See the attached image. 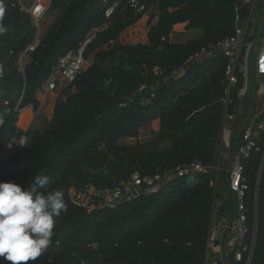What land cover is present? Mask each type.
I'll return each instance as SVG.
<instances>
[{"label":"trees","instance_id":"16d2710c","mask_svg":"<svg viewBox=\"0 0 264 264\" xmlns=\"http://www.w3.org/2000/svg\"><path fill=\"white\" fill-rule=\"evenodd\" d=\"M108 1L51 0L48 12L56 18L21 67L20 56L37 39L38 28L20 0H4L8 31L0 36V111L7 114L0 127V182L27 189L37 175H46L49 183L41 191L61 190L68 206L56 218L49 252L27 264H203L217 202L224 215L234 210L226 171L230 161L223 154L238 153L242 133L236 125L229 148L223 146L225 59L195 64L192 59L234 34L239 0H150L156 22L152 17L147 42L139 44H122L120 38L144 16L123 0L106 19ZM179 24L201 35L171 42ZM94 29L100 31L85 51L93 62L72 86L60 90L46 126L22 134L28 137L22 147L15 141L20 111L29 106L39 111L37 93L59 59L77 50ZM155 67L163 74L155 75ZM155 121L160 122L157 149L122 144ZM259 145L261 151L244 164L250 210L260 177L252 264H264V131ZM195 161L212 168L219 164L217 193L210 186L216 176L211 169L195 182L179 178L153 196L114 207L96 199L89 211L70 198L71 189L113 190L135 174H163ZM0 264L11 262L0 257Z\"/></svg>","mask_w":264,"mask_h":264},{"label":"built area","instance_id":"2783aa9c","mask_svg":"<svg viewBox=\"0 0 264 264\" xmlns=\"http://www.w3.org/2000/svg\"><path fill=\"white\" fill-rule=\"evenodd\" d=\"M122 1L109 0L106 3V19H110L120 9ZM124 1L136 14H142L144 17L152 11L148 5L150 0ZM262 2L257 6L258 0H253L252 11L243 18L240 15L242 2L239 0L234 34L202 48L192 59V64L218 58L225 59V90L222 99L224 114L221 131L223 146L229 148L236 125H240L242 133V143L238 153L233 157L226 156V159L230 161L226 171L229 177L230 191L235 196L234 210L231 215L223 214L218 218L215 208L203 264H252L256 250L260 177L257 179L253 209L250 210L247 205L249 184L245 178L244 164L252 153L261 151L259 142L261 133L264 131V21L260 20ZM22 9L34 17L36 24L46 11L44 7L39 16H36L33 13V8L27 10L22 6ZM255 14L257 19L256 22H253ZM99 31L100 29H94L77 50L71 51L59 59L49 79L38 91V95L45 98L49 93L67 89L75 83L91 64L90 60L85 58V51ZM39 40L40 38L37 37L35 42L20 56L19 65L21 67H24V64L29 61V55L36 50ZM252 56L255 58V81L250 84ZM153 73L155 75L163 74L158 67L153 69ZM179 74V72L175 73L176 76ZM248 101L251 104H247ZM262 162L264 163V151ZM211 169L216 171V176L210 186L217 193L221 171L219 164L212 168L204 165L201 161H195L178 166L163 174L146 177L135 174L127 184L113 190L89 188L77 191L71 189L70 198L75 205L89 211L94 209L96 199L105 206L114 207L121 203L131 202L137 197L153 196L179 178H189L190 181L195 182L199 176L208 174ZM82 197L89 200L87 205L79 202ZM250 216H252L251 223ZM213 253L217 255V259L214 261H212Z\"/></svg>","mask_w":264,"mask_h":264},{"label":"clouds","instance_id":"9594fccd","mask_svg":"<svg viewBox=\"0 0 264 264\" xmlns=\"http://www.w3.org/2000/svg\"><path fill=\"white\" fill-rule=\"evenodd\" d=\"M5 16L4 0H0V36L8 31ZM3 75L0 69V78ZM6 114V109L0 111V127L6 123ZM19 142L28 146V137L20 136ZM48 183L46 175H37L27 189L15 182H0V257L11 264H27L49 252L56 218L68 211L61 190L41 191Z\"/></svg>","mask_w":264,"mask_h":264},{"label":"rangeland","instance_id":"374dc122","mask_svg":"<svg viewBox=\"0 0 264 264\" xmlns=\"http://www.w3.org/2000/svg\"><path fill=\"white\" fill-rule=\"evenodd\" d=\"M263 1V2H262ZM263 3L260 7V20L264 21V0H258L257 6L260 5V3ZM51 0H21L20 4L27 10H31L33 8V13L36 16H39L42 9L45 7L46 11L44 15L40 18L39 22L36 24L38 28V36L42 37V35L45 33V31L48 29V27L51 25V23L55 20L56 14H50L48 12V8L50 6ZM258 10V8H257ZM256 10V12H257ZM156 12L154 13L151 11L149 15L144 17L139 25H135L132 28L125 31L121 38L120 43L122 44H139V43H146L147 42V31L150 25V20L153 16H155ZM253 22H256V14L253 15ZM155 19L152 18V22L154 23ZM241 27H243L242 24H240ZM178 33H182V31H179ZM201 35L200 31L195 30H188L187 28H184V32L182 35H176L173 38V41L178 43H185L187 41L193 40L195 38H198ZM93 62V56L90 57V63ZM254 63L255 58L252 56L251 60V69H250V84H253L255 81V70H254ZM74 92V89H73ZM41 96V95H40ZM41 98L44 100V98L41 96ZM40 118V115H39ZM25 120V121H24ZM23 120L22 124L20 125L22 128H26L28 125V118L25 116V119ZM158 131L157 126L153 125L151 123L148 126H145L141 128L139 137L137 139H130L125 140L122 142L124 145H136L140 144L144 148L148 150L157 149L158 147L154 143L155 140V134ZM22 136V132H19L16 136L15 141L18 140V138ZM223 157H226V153L223 154ZM84 205H87L89 200L82 197V199L79 200ZM217 259V255L215 253L212 254V261Z\"/></svg>","mask_w":264,"mask_h":264},{"label":"crops","instance_id":"0c3cea01","mask_svg":"<svg viewBox=\"0 0 264 264\" xmlns=\"http://www.w3.org/2000/svg\"><path fill=\"white\" fill-rule=\"evenodd\" d=\"M240 1L242 2V8H241V11H240V15L243 18H245L252 11L253 0H240ZM141 21L137 25H139L141 23ZM154 22H156V19H155ZM184 28H186V24H179V25H176L174 27V31H173V33L170 36L171 42L178 43V42L173 41V38L176 35H182V33L184 32ZM179 31H182V33H178ZM59 93H60V91H57L55 93H49L44 98V100L41 98L40 95L37 94V98L40 101V109H39L38 112H35L33 110V107L29 106V107H27V108H25V109L20 111L19 121H18V124H17L18 133L22 132V134H23V133L27 132L31 128L43 129L46 126V124L51 120V118L53 116L55 100H56L57 96L59 95ZM22 113H26L25 116H27V118H28V125H27L26 128H22L20 126L22 123L19 124L20 119L22 117ZM39 115H40V118H39ZM24 119H25V117H24ZM153 125L157 126V129L159 131L160 122L159 121H155V122H153ZM19 138H18V140L16 142L19 141ZM223 214H224V212H223V209H222V204L220 203V201H218L217 207H216V216H218V218H219Z\"/></svg>","mask_w":264,"mask_h":264}]
</instances>
